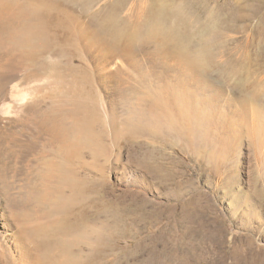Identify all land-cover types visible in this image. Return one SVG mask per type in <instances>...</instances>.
<instances>
[{"label":"rangeland","instance_id":"obj_1","mask_svg":"<svg viewBox=\"0 0 264 264\" xmlns=\"http://www.w3.org/2000/svg\"><path fill=\"white\" fill-rule=\"evenodd\" d=\"M117 1L95 2L97 18H106ZM194 1L209 6L200 22L191 15L195 39L210 16L219 19L211 51L223 74L199 52L198 40L190 55L203 54L204 69L168 54L160 35L132 55L101 51L98 40L77 35L91 19L84 9L69 32L52 34L48 48L35 43L22 53L21 45L0 42V264H264V0ZM149 2L127 4L117 22L127 14L130 23L141 21ZM73 35L75 46L64 39ZM166 84L190 103L191 115L182 119L195 136L165 134L162 121L138 136L116 132L115 121L126 130L128 106L139 102L137 108L153 115L158 91L169 97ZM170 98L178 105V97ZM34 101L48 114L46 130ZM89 104L105 119L101 134L111 143L102 185L93 180L103 178L96 169L101 148L73 142ZM51 168L68 173L62 192L72 202L71 184L91 179L78 208L55 202L61 180L42 177ZM45 183L50 196L40 203L34 193ZM116 195H123L122 204ZM102 200L122 208L114 213L122 218L120 231L111 235L102 232L112 229L107 213L96 208ZM80 219L83 234H75ZM41 228L46 243L37 235Z\"/></svg>","mask_w":264,"mask_h":264},{"label":"bare ground","instance_id":"obj_2","mask_svg":"<svg viewBox=\"0 0 264 264\" xmlns=\"http://www.w3.org/2000/svg\"><path fill=\"white\" fill-rule=\"evenodd\" d=\"M65 1L68 4L64 5L60 0L59 2L55 0H0V31L2 34L5 33V36L2 38V40L0 39V42H3L5 39H9L12 43H14L15 47L21 45L20 50L22 51V53H27L31 49H34L31 46L35 45V43L36 45H38V49L40 47L43 49L44 47L48 48L50 47L52 34L57 36L61 31L67 30L66 32H69V24L74 20L76 21L82 17H78L76 13H80L81 10L84 9V12L87 15H91V19L85 21V24L81 26L80 32L77 35L81 33L82 36L95 38L101 44H103L102 47L105 50L101 51H106L113 56H115L117 52L125 55H132L133 53L135 54L139 52L141 48L138 47L144 46L148 40L153 39V42L155 44V40L160 35L161 40L163 42H166L172 49L168 51V54L176 55L182 58L183 63L194 62L204 69L206 65H204L205 62H203V54L201 55L198 53H194L193 58L190 55L192 52L191 46H195V41L198 40L200 44L199 52L206 53L209 56L208 63L212 67V69L215 70V72L218 71L223 74L220 66L216 63L214 55L211 51V48L214 47L217 42L219 30L213 32V28L214 26L220 27L219 19H214L213 16H210V21H208L206 24L201 25L202 32L198 39H195V37L193 36L194 26L191 23V15L192 13H196L195 18L198 22H200L202 20L203 13H206L208 11L209 6L206 3H200L197 1L195 2L194 0H150L149 4L144 7V10L146 12L145 17L141 21L132 24L129 21L130 14H127L129 15L128 17L124 16L120 22H117V17H120V14L126 11L125 9H127V4L130 3L131 6H137L139 5V0H121V2L120 0L117 1L108 10V15L103 20L97 18L98 9L95 8L96 5L93 4L97 1L105 0ZM104 5H106V2H103L102 7ZM41 6L47 9H42ZM81 6L83 8H81ZM11 9H14L12 13L10 12ZM50 11L54 12V19H51ZM92 18H97V20L94 21L92 20ZM95 22H97L98 24ZM77 35L68 36L67 38L64 37V39L75 46ZM171 43L173 44L172 47L170 46ZM161 45H163V43H158L159 47ZM34 61H36V55L34 56ZM138 63H136V65H138ZM45 67H49V65L42 63L41 68ZM228 69L232 75H237L238 71L233 66H230ZM238 82H240V80ZM84 88L85 87H82V90ZM162 91L164 93H168L169 97L168 99L163 98L161 92L158 91V98H152L153 107L155 108L153 115L143 111L141 107L137 108L136 105H139V102L133 107L128 106L124 117V125L126 127V130L123 126H120V124L115 121L114 129H116V132H119L121 136H123V138L138 136L145 133L146 131L156 130L155 123L162 121L163 125L161 129L164 128L167 130L164 132L165 134L171 133L173 131H178L183 133L182 135H188L187 131H190L189 133L195 136V127L191 126L190 123H188L187 121H183L182 119V116L185 117L191 115V113H186V109L188 106L190 107V103L182 99L180 97V93L167 84ZM86 94L89 93L86 92ZM170 94L180 99L178 105L170 103ZM36 105L37 103H35L34 101L31 104V108L37 110L39 118L38 125L40 127H43L42 129H45L47 128L48 124V114L44 112L45 110L40 109ZM0 108L2 107L0 106ZM161 108L163 112L162 114H159ZM50 115L53 119V112H51ZM83 119L84 120L81 121V127L75 131L73 142L75 145L77 142L80 143L81 140L83 144L98 145V147L101 148L97 153V155H99L100 157L101 162L98 164L96 169L100 176L103 178H93V180L96 181L97 184L102 185V183L105 182L104 177L106 174V170L108 169V166L106 165L107 159L109 158V155L111 153L109 145L111 143L107 142L105 140L106 137L104 138L101 134L105 131V119L103 117H100V114H98V110L91 104H89L86 117ZM56 124V130L54 131L62 136L61 132L59 131L62 130V126L58 122H56ZM128 131L133 132L132 136L128 133ZM71 142L72 141H70V143ZM53 174L58 176L59 183L60 180L62 182L61 185L58 184L56 186L58 194L55 197V202H57V204L62 202L64 205L68 203V207L72 205V207L78 208V202H80L81 198H83L86 194V183L91 179L88 177L80 185H78V183H76L75 181L73 184H71L70 189L72 191V194H74V201L72 202V199L62 192V184L70 181L68 179V173L63 172L61 168H58V171L51 168L48 169L45 174L43 173L42 177L48 179ZM78 186H80V188ZM44 187L45 188L34 193V197L38 202L41 201L40 203L46 202V199H48L50 196L47 189V187L49 186L46 187L45 183ZM98 195L103 197V194L101 193H98ZM122 196L123 195H116V198L120 200L121 204L123 203ZM96 208L98 210H101V212H103L104 214L107 213V220L109 223L108 227L112 228L108 231L102 232H106V234L108 233V235H111V232L116 230L118 231L120 229L121 226L119 228L116 227L121 224L122 218H119L120 216H115V214L118 215V210L122 208H116V206L107 202L106 200L98 201V203L96 204ZM79 223L80 226L79 224L74 225L73 230H75V234H83V230L81 229L78 231V227L84 225V221L80 219ZM45 231V228H41L39 231H37V235L39 236L42 243H46L44 237H40L41 233ZM104 236L106 237L105 234L103 235V238H105ZM72 258L73 255H71L70 259ZM70 261V263L76 264L75 260L72 259Z\"/></svg>","mask_w":264,"mask_h":264}]
</instances>
